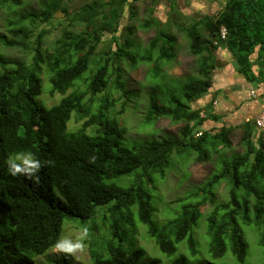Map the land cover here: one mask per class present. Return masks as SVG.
<instances>
[{"label": "trees", "instance_id": "16d2710c", "mask_svg": "<svg viewBox=\"0 0 264 264\" xmlns=\"http://www.w3.org/2000/svg\"><path fill=\"white\" fill-rule=\"evenodd\" d=\"M137 1L86 4L68 18L71 27L83 25V30L76 34L74 29H65L54 50L47 51V27L57 13L70 15L65 0H40V8L22 14L18 9L27 0H0L8 12L19 14L17 20L8 18L12 37L1 34L0 44L25 50L28 40L35 37L29 61L5 59L0 53V264H75L64 254L49 255L67 221L89 229L94 264H264V139H257L255 126L259 114L238 126L223 125L215 132L204 130L195 136L198 126L220 118L211 101L204 117L203 108L193 107L213 88L219 47L232 53L237 72L248 82L264 83V0H226L217 13H197V19L187 24L180 22L182 13L172 1L170 14L179 18L173 24L183 28L190 53L199 59L198 76L187 77L177 86L171 88L168 77L164 80L162 66L176 60L177 38L155 11L143 23L146 29L156 28L144 50L136 48L137 54L131 55L136 47L134 30L125 27L121 47L87 77L103 32H118L127 8L130 19L135 17ZM27 23L40 28L36 36L26 29ZM221 27L227 30L224 40ZM203 30L208 37L204 38ZM256 52L257 58L252 60ZM120 56L152 64L148 82L159 94L150 99L146 123L153 125L161 118L186 121L182 139L128 145L126 129L110 114L106 95L111 76H121ZM44 76L51 94L62 96L51 106L41 99ZM83 83L86 89L81 88ZM100 94L103 98L94 109ZM73 119L83 122L79 128H70ZM239 129L244 153L221 155L232 148L231 137ZM27 152L45 165L37 174L39 183L7 172L5 161ZM214 156L219 157V168L186 198L177 200L174 216L159 220L156 180L165 178L177 162L207 163ZM224 182L230 185L227 200L217 194ZM208 204L212 209L206 214ZM202 220L206 222L209 258L201 255L197 238ZM141 226L168 261L139 244ZM247 230L259 236L260 263L249 262L252 250Z\"/></svg>", "mask_w": 264, "mask_h": 264}, {"label": "rangeland", "instance_id": "374dc122", "mask_svg": "<svg viewBox=\"0 0 264 264\" xmlns=\"http://www.w3.org/2000/svg\"><path fill=\"white\" fill-rule=\"evenodd\" d=\"M94 0H65L66 5L70 11L69 16H64L62 13H57L54 20L47 27L50 28V34L44 40V49L53 51L56 47L57 40L63 36L65 29L73 30L74 28L70 26L69 19L74 16L75 12L80 10L86 4L93 2ZM132 1V0H130ZM175 0H138L134 7L136 9V16L131 17L130 12L127 8L125 11V16L121 20V26L118 32L114 31L113 34L104 33L102 34V41L97 45V49L92 56V64L90 66V71L87 72V77L91 75L93 71L99 66V62L102 61L109 53L118 50L124 42V37L121 35L124 32L127 33L125 27H132L134 34L132 35V40L136 44V47H132L130 50L131 55L137 54L138 49H145L147 43L156 35V28L146 29L143 27V23L146 19L150 17L151 11H155V14L160 18L163 24H167L168 29L171 30L173 34L176 35L177 41L175 44L177 50V58L174 61H165L163 66L164 80L168 77L167 81L169 86L172 88L174 85L177 86L181 83V80H185L187 77L198 76V57L193 56L189 50L190 41L183 31V28L178 27L173 24V20H178L179 18L173 13L170 14V4ZM210 7L207 9L206 14H215L216 11L220 10L222 3L226 0H207ZM226 3V2H225ZM180 7L179 16H181L180 22L185 24L194 22L192 8L189 7L190 4L186 2H178ZM208 6V5H207ZM41 7L40 0H27V4L24 8L18 9L19 14L28 12L31 9L37 10ZM217 8V9H216ZM18 13L8 12L3 6H0V35L5 34L8 37H12V33L9 31L8 18H13L17 20ZM170 16L172 18H170ZM52 27V28H51ZM26 29L31 30L34 36H36L40 28H34V26L29 23L26 24ZM83 30V25L74 29V33H79ZM123 31V33H121ZM166 30V27H165ZM204 38L208 37V33L203 30ZM35 37L28 40V49H21L18 47H6L0 44V53L5 59H15V60H31L33 53H31L34 47ZM137 48V51L135 49ZM115 61L111 62V67H113ZM234 65V61L232 62ZM151 63L141 62L139 59L137 62H133L127 57L120 56V78H116V74L111 76V81L106 90V95L109 97L111 102L110 114L121 122L122 126L126 129V139L128 145L134 143H148L152 140H162L164 138H178L182 139V129L186 125V121L177 123L172 121L170 118H161L155 122L153 125H148L146 123V116L149 110V103L152 95L159 94V90L153 89L150 86L148 80L150 79ZM257 68V66H256ZM113 69V68H111ZM0 67V73H1ZM215 75V73H214ZM243 78V77H242ZM228 83V82H227ZM247 89L244 94L248 98H244L245 102L249 103L251 91H259L260 83L258 82H247ZM82 89H86V84L80 85ZM44 87L45 92L42 95V101L47 105L51 106L58 103L61 99V95L51 94V85L49 84L47 78L44 76ZM228 87V86H227ZM228 91L232 92V89ZM259 95V92H256ZM104 94L98 95L94 100V109L102 100ZM254 101L262 103V98L260 95ZM217 95H214L216 99ZM209 102L204 100L198 101L193 104L194 108L201 107L204 112L201 116L204 117L208 114ZM212 112V111H211ZM214 112L215 108H214ZM217 114V113H216ZM247 116H244L243 120L246 121ZM208 120L203 126H198L195 132V136H198L204 130H213L214 132L220 130L223 125L231 126L230 123H225L214 120ZM83 122L78 123L75 119L70 122L71 129H77ZM94 130L93 127L90 131ZM258 135V134H257ZM242 136V130H236L234 135L231 137L233 141V146L231 149L224 150L221 154L223 156H236L243 154L245 148L243 144L240 143V138ZM183 161V160H182ZM177 162L175 166L170 169L163 179L158 178L156 180V189L154 190V195L156 197V209L159 220H165L166 217L174 216L175 212L179 207L178 199L186 198L190 192L198 187L201 183L208 180V178L219 168V157L214 156L211 161L207 163H196L193 160ZM120 183H124L121 181ZM261 187V186H260ZM230 185L228 182H224L218 188V198L222 200H227L229 198ZM212 209L211 205H206L204 210L207 214ZM99 213H103L102 209H99ZM204 220V219H203ZM201 222V226L197 232L198 241L201 243V255L209 258L207 253V241H206V222ZM84 228L79 223L66 222L64 226V231L62 238H69L73 242L77 237L82 234ZM88 229V228H87ZM89 230V229H88ZM250 230V229H249ZM247 230V238L251 244L252 257L249 262L260 263L261 257V247L258 244V234L255 231ZM106 235L109 234L105 232ZM93 236L90 235L88 231L87 238L83 241L84 247L83 251H79L72 256L75 264H94L91 259L89 244L90 239ZM139 244L146 247L150 254L161 257L164 261H168L166 257L159 251L156 247L155 242L151 240L146 233V228L141 226L140 233L138 234ZM53 248L50 251V256L61 255ZM44 258H39L37 260H43Z\"/></svg>", "mask_w": 264, "mask_h": 264}, {"label": "crops", "instance_id": "0c3cea01", "mask_svg": "<svg viewBox=\"0 0 264 264\" xmlns=\"http://www.w3.org/2000/svg\"><path fill=\"white\" fill-rule=\"evenodd\" d=\"M175 2L176 4L178 2H186L188 5L190 4L189 7L192 8L194 13L192 16L193 19H197V13L203 15L206 14L207 9L210 7L207 0H175ZM225 2L222 3V5L225 4ZM216 56L217 69L215 70L214 75V85L210 90V94L204 97L203 100L205 102H210L213 100L214 95H217L216 99H214L213 107L215 108V113L219 115L220 121L238 126L245 121L243 120L244 116H247L246 121H248L251 117L257 116L260 111L264 109V83L260 84L261 87L259 91H251L255 93L259 92V95L263 100L262 103L252 100L257 98V93L256 96H253L251 93L250 96L252 99H249V103L245 102L244 98H248L246 94H244L245 90H248V84H245L248 81L237 72L235 68L236 64H232L233 61L235 63L234 56L228 49L223 47L217 49ZM252 57L254 58L252 60H256L257 52ZM256 66L257 65L254 66L255 73H257L258 70ZM229 89H232V92L228 91Z\"/></svg>", "mask_w": 264, "mask_h": 264}, {"label": "clouds", "instance_id": "9594fccd", "mask_svg": "<svg viewBox=\"0 0 264 264\" xmlns=\"http://www.w3.org/2000/svg\"><path fill=\"white\" fill-rule=\"evenodd\" d=\"M48 161L47 164H51ZM7 172L12 177L24 176L26 179H31L36 183H39V176L37 175L41 168L45 165L35 158L31 152L17 153L14 157L10 156L6 161ZM88 229L84 228L82 234H80L75 242L69 238H62L55 243V249L57 252L64 254V256L72 257L79 251H83V241L88 236Z\"/></svg>", "mask_w": 264, "mask_h": 264}, {"label": "built area", "instance_id": "2783aa9c", "mask_svg": "<svg viewBox=\"0 0 264 264\" xmlns=\"http://www.w3.org/2000/svg\"><path fill=\"white\" fill-rule=\"evenodd\" d=\"M220 36L224 40L227 36V30L225 27H221ZM217 44V43H216ZM253 96H256L255 92H251ZM255 126L257 128V139L263 138L264 139V109H262L255 119Z\"/></svg>", "mask_w": 264, "mask_h": 264}]
</instances>
